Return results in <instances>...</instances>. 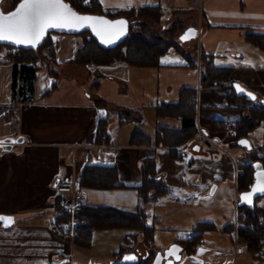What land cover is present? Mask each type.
Returning <instances> with one entry per match:
<instances>
[{
	"label": "crops",
	"instance_id": "obj_1",
	"mask_svg": "<svg viewBox=\"0 0 264 264\" xmlns=\"http://www.w3.org/2000/svg\"><path fill=\"white\" fill-rule=\"evenodd\" d=\"M99 2L113 10L159 6L169 27H182L178 48H170L157 67L123 63L83 67L69 63L78 38L56 34L52 42L57 59L51 64L56 74L41 67L33 99L22 103L17 98L16 112L10 109L12 64L0 62V137L13 136L10 117L18 115L24 138L10 150L0 148V215L14 219L8 228L0 226V264H129L152 252L155 258L172 246L181 247L173 264H239L244 246L238 245L236 232L228 234L223 228L232 220L237 226V175L264 154L250 153L263 144L264 126L246 138L250 151L236 143L230 124L247 113L228 98L237 95L238 83L256 95L254 104L264 100V50L247 39L249 32L264 33V0ZM189 27L199 34L182 42L179 37ZM202 54L216 67L232 68L230 79L202 86ZM194 55L196 67L186 58ZM54 83L55 88L44 95ZM186 87L196 89L198 133L182 145L162 143L158 132L179 130L181 120L160 114V109L178 102ZM105 118L107 131L98 138ZM258 128L263 130L255 134ZM134 133L137 138L132 140ZM151 156L156 180L168 191L143 203L136 187L143 181L141 163ZM87 165L114 166L119 184L124 185L87 190V206L143 207L155 228L151 251L140 241L134 250L117 255L127 235L122 229L93 230L88 242L84 234L68 239L52 230L58 213L53 204L55 186L66 175L80 179ZM200 222H211L215 229L204 231L195 251L187 253L182 241L193 236Z\"/></svg>",
	"mask_w": 264,
	"mask_h": 264
},
{
	"label": "trees",
	"instance_id": "obj_2",
	"mask_svg": "<svg viewBox=\"0 0 264 264\" xmlns=\"http://www.w3.org/2000/svg\"><path fill=\"white\" fill-rule=\"evenodd\" d=\"M21 0H15L11 3L10 11L13 10ZM77 11L86 14L105 15L111 19L123 18L130 22L129 33L125 40L118 46L108 49L102 47L91 35L89 31L72 35L78 38V47L69 63L77 66H105L116 63H123L129 66L138 67H157L160 65L161 58L172 47L178 48V34L182 27L178 24L173 25L171 29L165 31L167 38H158L150 30L148 23L159 24L165 21L164 14L159 6H144L130 9H106L99 0H71L67 1ZM1 3V2H0ZM51 34V33H50ZM47 38L36 49H24L11 45L0 43V53L3 47H6V58L12 64V101L15 98L26 103L33 99L34 86L38 71L41 69L43 60L46 58L45 66L52 75L56 72L51 65L57 59V49L52 40ZM58 34V33H56ZM247 39L257 48L264 50V33L249 32ZM14 49V51H12ZM44 51L46 56L42 59L37 55L39 51ZM190 66L196 67L197 57L186 56ZM202 70L200 75V84L204 87L216 84L221 81H227L231 77L232 68L216 67L209 63V59L203 54L200 55ZM44 92L48 95L54 88ZM235 92V91H234ZM43 95V96H44ZM233 101L242 112L247 116H242L239 120L230 124L231 131L236 143L241 139H246L252 131L260 124L264 126V105L254 104V101L248 100L246 96L234 95L228 98ZM100 106H106L103 102H98ZM196 89L183 88L181 90V99L171 106L160 109V114L176 117L181 120V128L177 131L161 130L158 132L157 140L162 143H171L172 145H182L192 139L197 133L195 117ZM125 113H122L123 115ZM125 121V119H121ZM98 129V138L107 131V119L100 121ZM137 138V133L133 135L132 140ZM140 140V139H139ZM142 141V140H141ZM264 151L263 144L251 150L250 153H259ZM259 163L264 168V154L247 165L237 175L236 187L239 194L248 192L254 183L255 167ZM142 184L137 188L138 198L141 202H153L166 194L168 188L162 181L156 180V162L153 156L144 159L141 163ZM80 182L85 191L89 189L110 190L123 186L119 184L118 175L114 166L87 165L80 176ZM263 196L254 199L252 205L238 204L237 206V226L233 223L224 226L223 230L233 234L236 232L238 245L246 248L248 253L256 261H264V206L258 204ZM83 223L79 226V234L90 239L93 230L122 229L127 231L124 242L120 245L117 255H120L125 249L134 250L138 242H142L146 249L153 246L154 227L149 225L147 215L143 207L139 206L136 210H124L107 205L86 206L78 214ZM66 214L59 211L56 214L57 223H63L66 220ZM215 226L211 222H200L194 227L192 237L184 239L182 245L187 253H193L196 245L201 239V235L206 230H214ZM154 252L147 258L139 259L129 264H151L154 258ZM62 264H68L64 262Z\"/></svg>",
	"mask_w": 264,
	"mask_h": 264
},
{
	"label": "snow or ice",
	"instance_id": "obj_3",
	"mask_svg": "<svg viewBox=\"0 0 264 264\" xmlns=\"http://www.w3.org/2000/svg\"><path fill=\"white\" fill-rule=\"evenodd\" d=\"M86 22L93 25V31L102 39L103 32L125 23L124 21L109 22L100 17L81 16L63 3V0H22L14 11L8 14L0 13V41L35 46L50 28L72 29L83 27ZM120 34H123L122 30ZM240 143L246 144L245 141ZM257 190L264 193V183H261L258 189H254V192ZM10 220L11 218L0 217V221Z\"/></svg>",
	"mask_w": 264,
	"mask_h": 264
},
{
	"label": "water",
	"instance_id": "obj_4",
	"mask_svg": "<svg viewBox=\"0 0 264 264\" xmlns=\"http://www.w3.org/2000/svg\"><path fill=\"white\" fill-rule=\"evenodd\" d=\"M1 2V0H0ZM22 2L19 1V3L16 5V7ZM63 3H65L66 5H68L74 12H76L77 14L81 15V16H89V17H100L104 20H107L109 22H115V21H124L125 23L121 26V25H116L115 28L110 29L107 32H103L102 36H98L96 34V32L93 31V25L90 23H85V25L83 27H75L72 29H57V28H50L48 29L44 35L42 36V38L40 39V41L35 44V46H32L31 44H15L11 41H0V43L3 44H7V45H11L14 47H19V48H24V49H36L37 47H39L44 40L47 38L48 34L50 33H58V34H72V35H77L80 33H83L85 31H89L92 35V37L104 48H114L116 46H118L120 43H122L125 38L127 37L128 33H129V26H130V22L126 19L123 18H119V19H111L105 15H94V14H86V13H81L79 11H77L70 3H68L66 0H63ZM15 7V8H16ZM15 8L11 11L8 12H4L2 10V8L0 7V13H4V14H8L12 11L15 10ZM99 27V26H97ZM122 30L123 34H120V31ZM199 31L198 29L194 28V27H189L186 30L183 31V33L180 35L179 39L184 42V41H188L191 39H194L198 36ZM183 37V39H182ZM110 40L111 42H106ZM234 88L236 90L237 95L239 96H246L248 100H255L256 95L248 90H246L244 87H242L240 84L236 83L234 84ZM242 89V91H241ZM262 104H264V100L261 101ZM24 140V138H4L0 140V148L2 150H10L12 148V146L14 144H20L22 143ZM240 141H245L246 144H241ZM238 144L241 146L246 147L249 151L251 150V146L250 143L247 139H241L238 141ZM255 167V174H254V183L252 184L250 190L248 192H243L241 194H239V198H240V204H246V205H252L254 202V199L258 196H263L264 197V193L260 192V191H255L254 189H258L259 185L261 183H264V168L259 164V163H255L254 164ZM0 217H4V218H11L10 221H0V225L2 227L8 228L9 226H11L14 222V219L11 216H6V215H0ZM177 249H181L180 246H172L171 248H169L164 254H162L161 252H158L154 258V260L152 261L151 264H173L174 260H178L180 255L177 254L176 250Z\"/></svg>",
	"mask_w": 264,
	"mask_h": 264
},
{
	"label": "built area",
	"instance_id": "obj_5",
	"mask_svg": "<svg viewBox=\"0 0 264 264\" xmlns=\"http://www.w3.org/2000/svg\"><path fill=\"white\" fill-rule=\"evenodd\" d=\"M53 204L61 214H66L63 223L52 221V230L60 237L74 239L78 235V228L83 223L78 216L87 206L86 191L81 182L73 175L64 176L54 188Z\"/></svg>",
	"mask_w": 264,
	"mask_h": 264
},
{
	"label": "rangeland",
	"instance_id": "obj_6",
	"mask_svg": "<svg viewBox=\"0 0 264 264\" xmlns=\"http://www.w3.org/2000/svg\"><path fill=\"white\" fill-rule=\"evenodd\" d=\"M13 1H15V0H1V3H0V7L2 8V10L4 11V12H8V11H10V7H11V3H13ZM66 1H71V0H66ZM113 10V9H112ZM146 23H148V25H149V27H150V30H151V32L153 33V34H155V36L156 37H158V38H161V37H163V38H167L166 36H168V35H165V31L166 30H169V29H171L172 28V26L173 25H171L170 27L168 26V24H166V22L165 21H163V22H161V23H159V24H155V23H150V22H146ZM167 25V26H166ZM54 36H56V33H51L50 34V36H49V38L52 40V38L54 37ZM177 42H178V40H177ZM8 51V49L6 48V47H3V49H2V52L0 53V62H5V61H7V62H10L7 58H6V56H5V54H6V52ZM12 51H14V49H12ZM37 55L38 56H40L42 59L44 58L43 56H46L45 55V52L44 51H39V53H37ZM46 58H44V60H43V62H44V64H45V62H46ZM44 64H42V66L41 67H45L44 66ZM17 98H15V100L12 102V103H10V109L11 110H13L14 112H16L15 110L17 109V108H15V107H17L16 105H17ZM150 103H154V102H150ZM17 113H18V111H17ZM17 116L18 115H16V116H14V117H10V124H12V128H11V131H12V135L13 136H11V137H8V138H14V137H16V139H18V138H23V136H22V134H20V125H19V123H17L16 122V119H17ZM262 128H258L257 130H256V132H255V134H258V132H262ZM18 132V133H17ZM29 137V139H30V136H28ZM0 139H4V138H1L0 137ZM252 142L255 144L256 142H255V138H253V136H252ZM258 204L259 205H261V206H264V197L263 198H261L259 201H258ZM233 221L234 220H232V223H233ZM234 224V223H233ZM235 225V224H234ZM1 226V225H0ZM226 232V231H225ZM228 234H231V233H229V232H227ZM230 237V236H229ZM230 240V239H229ZM239 246H242V245H239ZM243 247V246H242ZM148 250H152V247L150 248V249H148ZM255 260H253V259H251V257L246 253V250H245V247L243 248V253H239V257H238V259H237V262L239 263V264H257L258 262H254ZM260 263L259 264H263V262L264 261H262V260H260L259 261Z\"/></svg>",
	"mask_w": 264,
	"mask_h": 264
},
{
	"label": "flooded vegetation",
	"instance_id": "obj_7",
	"mask_svg": "<svg viewBox=\"0 0 264 264\" xmlns=\"http://www.w3.org/2000/svg\"><path fill=\"white\" fill-rule=\"evenodd\" d=\"M263 264H264V262H263Z\"/></svg>",
	"mask_w": 264,
	"mask_h": 264
}]
</instances>
